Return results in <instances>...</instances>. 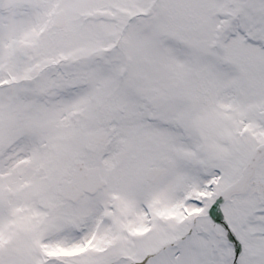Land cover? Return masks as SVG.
<instances>
[{
	"label": "snow or ice",
	"instance_id": "6c2138e0",
	"mask_svg": "<svg viewBox=\"0 0 264 264\" xmlns=\"http://www.w3.org/2000/svg\"><path fill=\"white\" fill-rule=\"evenodd\" d=\"M0 264H264V0H0Z\"/></svg>",
	"mask_w": 264,
	"mask_h": 264
}]
</instances>
